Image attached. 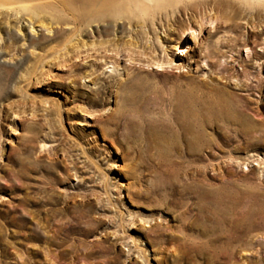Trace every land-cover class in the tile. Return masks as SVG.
Returning <instances> with one entry per match:
<instances>
[{"label": "rangeland", "instance_id": "1", "mask_svg": "<svg viewBox=\"0 0 264 264\" xmlns=\"http://www.w3.org/2000/svg\"><path fill=\"white\" fill-rule=\"evenodd\" d=\"M232 1L0 0V264H264V0ZM212 103L246 125L195 152L180 106Z\"/></svg>", "mask_w": 264, "mask_h": 264}, {"label": "bare ground", "instance_id": "2", "mask_svg": "<svg viewBox=\"0 0 264 264\" xmlns=\"http://www.w3.org/2000/svg\"><path fill=\"white\" fill-rule=\"evenodd\" d=\"M100 1L102 2L101 6L99 8L93 9L92 6L95 5V2L98 3ZM147 1L149 3L150 2L154 3L155 8L161 11L166 9V5H164L165 2H168V5L172 7L175 6L174 2H176V0H147ZM255 1L257 0H250V2L252 3ZM138 2L140 3V7L145 9V10L143 9V11L147 13L150 7L148 8V6L145 5V2L144 3L140 1ZM213 2L218 7H223V8L228 7V8L236 9L238 11V14H241L243 12V7L232 0H213ZM77 3H79L80 8L79 9L73 8V6L76 5ZM252 3L250 4L252 5ZM18 4L21 5L20 3ZM60 4L63 5L67 11H69L72 18L75 19V22H77V24L80 27H86L92 23H101L109 20H122L121 17L122 15L118 16V14H116V12L113 11L114 8L119 10L121 4L120 0H62V1L56 0V2L49 0L48 2H46V0H43V2L40 3V6H42L44 9L45 8L56 9ZM202 4L207 5V1L202 2ZM15 5H16L15 3L8 4V6L11 7L12 9L16 8ZM257 7H260L258 12L259 15L264 16V5L263 4L261 5L260 3V6L258 5ZM20 13L22 12L20 11ZM124 17L126 18L125 21L131 22L132 19L127 14L124 15ZM210 24L211 25L215 24V21L211 20ZM30 26H32V24ZM31 30H33V28ZM190 30H192V28ZM49 32L50 34H52L53 31L49 30ZM91 32L92 34L94 33L93 31ZM183 50L188 52L186 48H183ZM154 64L160 70L166 68H173V69L180 68V67L179 68L174 67L175 66L174 61L171 60L169 57L167 59H162V60L160 59ZM207 108L209 109L210 113H204L203 111H199L196 107L190 108V106H186V107L180 106V114L182 113L180 115L182 134L185 137V139H187L190 148L193 149L195 152L201 151L202 148L208 144L209 138H208V134L205 131L208 122L210 121L214 122L220 120L228 124H232V123L237 125L245 124V121L244 123H242V119L238 115L239 114L238 111H236V109L231 106H227V108L223 107L221 109H217L212 103V105H209ZM206 117H209L210 120L206 119ZM255 217H259L262 219V221H264L263 211L259 210L258 212H252V213L249 212L248 216L245 217L246 219H248L246 222L250 223L251 221H254L253 218Z\"/></svg>", "mask_w": 264, "mask_h": 264}]
</instances>
